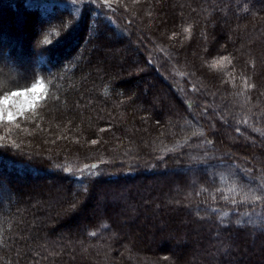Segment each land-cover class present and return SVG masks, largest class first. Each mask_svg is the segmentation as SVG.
I'll return each instance as SVG.
<instances>
[{"label": "trees", "instance_id": "1", "mask_svg": "<svg viewBox=\"0 0 264 264\" xmlns=\"http://www.w3.org/2000/svg\"><path fill=\"white\" fill-rule=\"evenodd\" d=\"M92 1L0 0V264H264V0Z\"/></svg>", "mask_w": 264, "mask_h": 264}, {"label": "rangeland", "instance_id": "2", "mask_svg": "<svg viewBox=\"0 0 264 264\" xmlns=\"http://www.w3.org/2000/svg\"><path fill=\"white\" fill-rule=\"evenodd\" d=\"M92 2H94L95 4H97L98 3V0H94V1H92ZM173 2H172V4H170V6L173 8ZM156 9H154V6H152V4H149V3H147V4H145V6H144V11H147V13L149 14V13H152L153 12V16H151V17H142L141 19H142V24L145 26V27H149V28H153V23H152V21L154 22V23H156V24H158V17H157V14L158 13H156V11H155ZM157 17V18H156ZM1 26H2V28L4 27H6L7 29H8V27H7V24L9 23L8 21H11L10 22V24H11V29H10V27H9V29H10V31H11V36L10 37H8L7 36V39H4V46L5 47H8V46H10V41H9V38L11 39V37H12V40L15 38V37H18V35H20L21 33H19V31L18 30H15L14 29V27H13V19H6L5 17H2L1 19ZM6 20V21H5ZM260 19L257 17L255 20H250V24L251 23H253V22H257V21H259ZM15 21H16V19H15ZM16 23V22H15ZM17 27H19V26H17ZM167 29H169V26H167V25H164V23H162L160 26H159V31H160V33H164L165 31H167ZM8 42H9V45H8ZM29 44V43H28ZM11 45H13L12 43H11ZM198 55H199V51H198ZM156 57H158V56H155V58ZM160 58H156L155 59V61L157 62V63H160V61L161 60H159ZM0 63L3 65V67H5V70H6V75H15V73H16V71H18V70H20V69H25L26 70V72H29V71H31V68H30V66H26L25 68H23V67H21L20 65H17L16 63L13 65V64H10V63H7V61H4V60H1L0 61ZM154 93H155V95L154 96H156V93H157V90L155 91L154 90ZM43 95H44V85L42 84V86H41V88L38 90V92L37 93H28L26 96H24V97H21V98H15V99H17L20 103H21V105L22 106H27L28 104H29V102L34 98V97H43ZM42 99V98H41ZM41 99H39L38 100V102L41 100ZM37 104V103H36ZM66 118V116L64 115V116H62V119H65ZM140 128H141V126H140ZM157 132V131H156ZM41 141H44V142H42V150H49V149H51V145L50 144H48V143H45V141H46V139L45 138H42L41 139ZM122 148H124V149H127V150H129V157L130 158H138V156H140V155H138V154H136L135 153V151H134V148H132V144L131 143H127V142H125L124 143V145H123V147ZM150 154H152V155H154L155 153H150ZM143 157V156H142ZM164 163H165V160L164 159H159V160H157V161H155V162H152V163H150V166L152 167V168H160L162 165H163V167L165 166L164 165ZM126 167H125V170L126 171H140V170H144L145 168H147V163H140V162H137V163H134V162H131V163H126V164H124ZM149 165V164H148ZM150 166H148V167H150ZM150 167V168H151ZM162 167V168H163ZM121 168H122V166H120V167H117V166H113V170H115V171H118L117 173H121L122 171H123V169L121 170ZM74 173V174H77L78 176H89V175H93V176H95V175H97V176H100V175H107V174H110V171H108V169L107 168H105V167H102V166H96V168H91V167H89V168H87V169H85V167H81V168H79V167H77V168H75V169H71V173ZM183 172V171H182ZM197 172V170L196 169H189L188 170V174L189 175H193V174H195ZM91 173V174H90Z\"/></svg>", "mask_w": 264, "mask_h": 264}, {"label": "snow or ice", "instance_id": "3", "mask_svg": "<svg viewBox=\"0 0 264 264\" xmlns=\"http://www.w3.org/2000/svg\"><path fill=\"white\" fill-rule=\"evenodd\" d=\"M83 2V0H81ZM73 3H76V0H73ZM102 3L105 6H110V0H102ZM78 22V21H77ZM67 23V22H66ZM191 28L190 26L185 29V32H188L190 34ZM52 43L51 41L45 40L44 44L48 45ZM225 61H227L228 64L231 63V59L227 56L221 57L219 60H214L211 64V67L217 68L222 67L225 64ZM43 84L42 80H37L36 83H33L31 87H20L17 90L5 93L4 95L0 96V123L8 122L12 123L16 120V118L24 117L25 111H33L36 103L39 99L43 98L46 99V93L43 97H34L29 104L25 107L22 106L21 103L15 99V98H21L26 96L28 93H37L38 90L41 88ZM248 87H254L253 85H248ZM27 119V117H25ZM16 127L19 128L20 125L16 124ZM4 137L0 136V140H3ZM15 144V142H12ZM92 144H96L97 141L93 140L91 141ZM96 168V165H85V169L87 168ZM69 172H71V169H68ZM91 174V173H90ZM255 201H260L262 199L261 196L253 194L251 197ZM245 199H248L247 194H245ZM235 203V201H233ZM94 234V233H93Z\"/></svg>", "mask_w": 264, "mask_h": 264}]
</instances>
